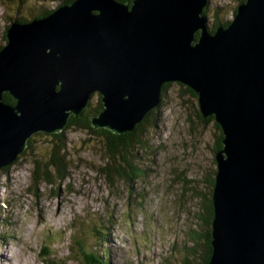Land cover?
<instances>
[{
    "label": "water",
    "instance_id": "95a60500",
    "mask_svg": "<svg viewBox=\"0 0 264 264\" xmlns=\"http://www.w3.org/2000/svg\"><path fill=\"white\" fill-rule=\"evenodd\" d=\"M206 4L74 0L12 23L0 49V170L35 133L62 130L94 91L104 104L92 125L119 134L161 103L164 82H182L224 133L208 264H264V0L240 2L215 32Z\"/></svg>",
    "mask_w": 264,
    "mask_h": 264
},
{
    "label": "rangeland",
    "instance_id": "374dc122",
    "mask_svg": "<svg viewBox=\"0 0 264 264\" xmlns=\"http://www.w3.org/2000/svg\"><path fill=\"white\" fill-rule=\"evenodd\" d=\"M42 1L43 8L39 0H0V45L6 43L7 18L20 13L37 18L64 0ZM239 3L209 0L204 12L210 30L216 21H233ZM188 87L172 81L163 91L158 120L145 122L146 145L137 160L142 161V177L134 182L109 183L100 169L107 161L103 143L75 128L67 131L73 161L70 185L59 190L57 183L33 184L30 152L1 169L0 264H47L42 245H50L56 264H86L76 237L83 238V249L94 245L101 262L107 252L109 264H181L185 256L197 264L204 253L201 245L193 246V234L205 231L197 191H209L208 181L217 172L216 154L224 145L221 141V149H215L220 135L216 119L199 117V101ZM42 138L37 135L33 143L36 152L44 145ZM93 228L99 234L93 236ZM184 245L196 247L197 254L187 255Z\"/></svg>",
    "mask_w": 264,
    "mask_h": 264
},
{
    "label": "trees",
    "instance_id": "16d2710c",
    "mask_svg": "<svg viewBox=\"0 0 264 264\" xmlns=\"http://www.w3.org/2000/svg\"><path fill=\"white\" fill-rule=\"evenodd\" d=\"M73 1L74 0H64L61 5L71 4ZM119 1L129 3L130 5H132L133 2V0ZM242 1L244 0H240V2ZM51 11V9L48 10L45 15H47ZM236 11L237 8L235 9V12ZM10 12H12V10H10ZM18 13L20 12H17V14ZM45 15L39 14L37 18L43 17ZM9 18L11 21H9L8 18L6 19L7 24L5 26V31L3 34L5 41H7L6 31L12 23L23 24L30 20L29 18L25 17V14L22 16L21 13L15 16H10ZM220 22L221 21L214 22L215 25L213 29L211 28V30L215 31ZM200 33V30L197 31L196 36L199 37ZM3 45L4 44L0 45V49ZM170 84L171 82H166L163 84L162 94ZM188 89H190L193 92V96L197 97L198 99V96L196 95L197 93L189 87ZM4 99L10 103H16V99L8 92L4 93ZM161 103L159 104V106L161 105ZM159 106L150 110L144 120H141L139 123H137L133 130L118 134L107 128L94 127L92 125V116L98 114L103 109V102L101 96L99 95L96 102L91 100L89 102V105L83 108L79 113L71 114L68 124L62 130L54 133H47L44 131L35 133L28 139V147L24 151V153L30 152V154L34 157L32 168L33 184L40 187L42 183H47V185L51 186H53L54 183H57V189L64 183L66 185H70L69 181L72 176L71 165L73 164L71 154L68 152V149L72 147V144L70 143L69 137L67 135V131L70 128L79 129L81 131H85L86 133L92 134L94 139L98 138L100 142L103 143L102 146H104V149L106 151L107 161L104 163V165H102V167H100V169L105 174V176H107V180L109 181V183L114 185L116 179L120 181H127L129 183L134 182L135 179L142 177V161L138 162L137 160L142 159V146L146 145L143 126L145 122H148V120H151L155 124V122L159 118V115L157 114ZM199 117L204 121L207 119L215 120L214 115H212L211 117H206L203 115L201 110ZM215 125L220 132L215 146V149L219 150L222 147L221 141L223 140V132L221 125L216 120ZM37 135L44 136V138H42L44 145L38 152H36L35 148L33 147L35 145L33 143L37 142ZM45 137L47 138L45 139ZM9 167L10 165L2 169H6ZM67 180L69 181L67 182ZM215 182L216 181L214 175H212L211 179L208 181V184L210 185L209 191L207 193L204 191H197V193L200 194V197L203 200V204L201 206L202 217L203 215L205 216L203 222L205 231L203 233H200L198 231L197 233L195 232L193 234L194 237H196L195 241H193V246L195 244H198L197 247L201 245L203 247L202 251L204 253L203 258H201V260L197 264H208L212 254V223L214 219L213 189ZM131 186L133 185L131 184ZM109 221L112 222V219L104 221L103 223L107 224ZM73 228H77V226L74 225ZM96 232V229L93 228L92 235L94 236L99 234ZM76 239H78L76 243L81 246L80 254L83 255L86 264H105L97 259L102 258V256H100L97 251L94 250V245L91 250L83 249V238L76 237L75 240ZM200 241L202 242V244L200 243ZM193 246L188 247V245H184L183 248L187 251V255H190L191 251L194 254H197V248ZM42 254L43 259L47 264H56L54 260L55 255L49 249L44 248ZM107 254V252L103 254L104 260L105 258H108ZM106 262V264H108V261ZM62 263L67 264L66 262ZM180 263L196 264L190 257L188 258L186 256L185 260Z\"/></svg>",
    "mask_w": 264,
    "mask_h": 264
},
{
    "label": "bare ground",
    "instance_id": "6f19581e",
    "mask_svg": "<svg viewBox=\"0 0 264 264\" xmlns=\"http://www.w3.org/2000/svg\"><path fill=\"white\" fill-rule=\"evenodd\" d=\"M208 2H209V0H207V4H206V6L208 5ZM206 6L203 8V12L205 11ZM204 14H205V12H204ZM205 15H206V14H205ZM206 16H207V15H206ZM232 22H233V21H231L230 23H232ZM208 23H209V21H208ZM230 23H229V24H230ZM229 24H227V25H229ZM219 26H221V25H218V27H219ZM224 26H226V25H224ZM218 27H217V28H218ZM222 27H223V26H222ZM217 28L215 29V31H217ZM215 31H214V32H215ZM196 38L198 39L197 36H196ZM166 82H167V81H166ZM166 82H164V83H166ZM169 82H172V81H169ZM164 83H163V84H164ZM180 83H182V82H180ZM182 84H184V83H182ZM184 85H185V84H184ZM162 89H163V85L161 86V90H160V94H161V96H160V102H161V100H162ZM95 92H100V93H101V91H99V90H98V91H94L93 93H95ZM93 93H92V94H93ZM92 94H91V96H90V98H89V100H88V104H87V106L89 105V102H90V100H91V98H92ZM101 95H102V99H103V94L101 93ZM197 95H198V94H197ZM103 104H104V102H103ZM158 105H159V104H157L154 108H156ZM87 106H86V107H87ZM154 108H152V109H154ZM152 109H150V110H152ZM150 110H149V111H150ZM149 111H148V112H149ZM148 112H146V114L144 115V117L142 118V120H144V118L147 116ZM95 115H96V114H95ZM93 116H94V115H93ZM93 116H92V117H93ZM101 128H103V127H101ZM104 128H105V127H104ZM107 129H108V128H107ZM109 130H110V129H109ZM111 131H112V130H111ZM129 131H131V130H129ZM125 132H127V131H125ZM222 132H223V129H222ZM122 133H124V132H122ZM223 136H224V135H223ZM215 175H216V174H215ZM215 179H216V176H215ZM212 236H213V235H212Z\"/></svg>",
    "mask_w": 264,
    "mask_h": 264
},
{
    "label": "flooded vegetation",
    "instance_id": "af4514ba",
    "mask_svg": "<svg viewBox=\"0 0 264 264\" xmlns=\"http://www.w3.org/2000/svg\"><path fill=\"white\" fill-rule=\"evenodd\" d=\"M95 93H98V95H100V96H101V99H102V95H101L100 92H95ZM95 93L92 94V97L94 96ZM98 97H99V96H98ZM91 100H92V98H91ZM91 100H90V101H91ZM102 102H103V101H102ZM214 177H215V176H214Z\"/></svg>",
    "mask_w": 264,
    "mask_h": 264
}]
</instances>
